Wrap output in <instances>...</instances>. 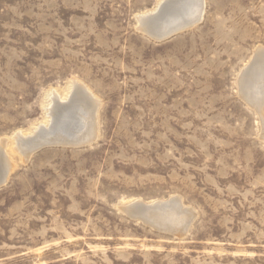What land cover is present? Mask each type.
<instances>
[{
    "label": "rangeland",
    "instance_id": "obj_1",
    "mask_svg": "<svg viewBox=\"0 0 264 264\" xmlns=\"http://www.w3.org/2000/svg\"><path fill=\"white\" fill-rule=\"evenodd\" d=\"M162 1L0 0V264H264V113L239 80L264 50V0H205L155 39L139 17ZM76 83L96 140L23 156L16 135L50 126ZM172 200L186 233L125 210Z\"/></svg>",
    "mask_w": 264,
    "mask_h": 264
},
{
    "label": "bare ground",
    "instance_id": "obj_2",
    "mask_svg": "<svg viewBox=\"0 0 264 264\" xmlns=\"http://www.w3.org/2000/svg\"><path fill=\"white\" fill-rule=\"evenodd\" d=\"M162 2L157 11L139 17V28L155 39H166L192 28L203 18L205 0H163ZM239 80L242 96L259 114L263 115L264 50L261 49L259 52L256 50L254 59L241 73ZM97 108L98 102L91 98V94L80 83L75 84L71 98L65 102L54 93L49 110L50 126L41 127L40 131L32 136L18 133L15 137L16 149L21 151L23 156L29 157L33 150H37L41 145L42 140L62 145H84L95 141L98 132ZM5 143L4 141L0 145V181L2 182L7 181L8 172L12 169V162L4 152ZM179 201L152 204L136 201L125 206V210L152 226L153 224L161 226L169 232L186 233L191 222L190 211L184 209Z\"/></svg>",
    "mask_w": 264,
    "mask_h": 264
},
{
    "label": "water",
    "instance_id": "obj_3",
    "mask_svg": "<svg viewBox=\"0 0 264 264\" xmlns=\"http://www.w3.org/2000/svg\"><path fill=\"white\" fill-rule=\"evenodd\" d=\"M3 183H5V182H2V181H0V185L1 184H3ZM154 225V224H153ZM157 228H160V229H163L161 226H158V225H155ZM165 230V229H164Z\"/></svg>",
    "mask_w": 264,
    "mask_h": 264
}]
</instances>
